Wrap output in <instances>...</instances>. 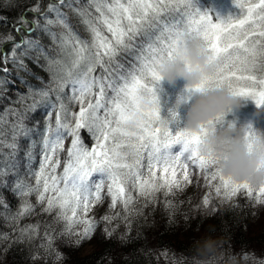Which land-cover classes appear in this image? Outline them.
I'll return each mask as SVG.
<instances>
[{"label": "snow or ice", "instance_id": "obj_1", "mask_svg": "<svg viewBox=\"0 0 264 264\" xmlns=\"http://www.w3.org/2000/svg\"><path fill=\"white\" fill-rule=\"evenodd\" d=\"M232 4L224 18L195 0H35L12 23L0 15V45H10L0 46V219L12 229L0 239L59 260L58 239L78 248L101 223L108 238L121 225L130 232L159 195L171 210L169 197L193 186L203 195L189 207L206 214L241 196L264 207V185L225 176L202 148L235 122L225 119L232 109L187 129L175 108L162 118L158 98L161 64L197 39L210 71L185 97L223 88L264 109V0ZM255 138L248 124L249 150ZM4 190L19 199L15 212ZM105 199L97 220L90 213ZM33 216L47 219L22 223Z\"/></svg>", "mask_w": 264, "mask_h": 264}, {"label": "trees", "instance_id": "obj_2", "mask_svg": "<svg viewBox=\"0 0 264 264\" xmlns=\"http://www.w3.org/2000/svg\"><path fill=\"white\" fill-rule=\"evenodd\" d=\"M195 2L198 7L202 5L205 7L210 0H195ZM34 3L35 0H11L12 6L4 7V0H0V15L7 16L12 23ZM230 4L234 7L232 1ZM214 5V3L210 5L211 8ZM226 9L227 7L224 8ZM234 10L237 11L235 7ZM227 14L226 11L225 17ZM8 31L7 26L0 25V39L6 37ZM0 46L10 47V45ZM256 108L252 100L241 99L239 110H232L225 119L234 120L238 124H250L255 131L259 129L264 132V128L257 126L253 119L249 120L247 116L248 113L255 114ZM179 126H184V121L181 119ZM85 138L88 139L87 136ZM202 195L203 192H198L194 186L188 187L183 193H177L174 198L169 197L176 205L171 210L165 207L163 195H159L160 202L154 206L155 210L149 207L144 210L143 216L135 217L130 232L126 233L121 225L108 238L104 233V224L101 223L95 236L78 248L70 247L66 241L58 239L54 251L61 254L59 260L54 254L48 255L44 249L37 251L35 246L30 247L27 244L0 239V264H177V261L182 260L183 257L191 256L194 243L204 236L223 238L225 248L236 254L254 252L257 257H264V207L255 204L249 206L251 202L241 196L239 207L225 204L215 214H206L203 210L190 208L188 204L191 200L194 206ZM4 196L10 203L11 211L15 212L20 204L19 199L7 190H4ZM32 199L34 200V197ZM108 204L109 200L105 199L102 205L94 207L90 215L99 220L107 212ZM38 219H47V217L33 216L24 219L22 223L32 224ZM11 231L4 220L0 219V232ZM42 232L43 229L41 234ZM122 237L126 238L122 240ZM39 243L38 239L35 245ZM86 246H89V249L86 250Z\"/></svg>", "mask_w": 264, "mask_h": 264}, {"label": "clouds", "instance_id": "obj_3", "mask_svg": "<svg viewBox=\"0 0 264 264\" xmlns=\"http://www.w3.org/2000/svg\"><path fill=\"white\" fill-rule=\"evenodd\" d=\"M209 71L207 57L197 39H191L182 45L159 68L161 81L174 85L177 79H183L185 86L197 83ZM184 105H187L184 127L197 129L202 122L228 108L239 110L241 100L226 89L216 88L191 99H187L184 94H177L174 108ZM246 126L247 124L229 122L210 131L202 148L217 158L219 169L225 176L252 186L264 185V132L256 130L253 147L249 150L245 139ZM224 244L221 237L204 236L194 243L191 256L183 257L177 264H264V257H257L254 252L236 254L225 248Z\"/></svg>", "mask_w": 264, "mask_h": 264}, {"label": "rangeland", "instance_id": "obj_4", "mask_svg": "<svg viewBox=\"0 0 264 264\" xmlns=\"http://www.w3.org/2000/svg\"><path fill=\"white\" fill-rule=\"evenodd\" d=\"M220 2H223V4H218ZM230 2H229V0H224V1L223 0H210V3H208L205 7L210 8L211 10L203 7L202 3H199L200 5H202L199 8L201 11L208 10L209 13L212 15L219 16V14H221V16H219V17L223 18L222 15L225 17V13H223L222 11L226 7H227L226 11L228 12L227 16L229 14L236 12L234 10V7H231L232 5L230 4ZM213 3L215 5L213 8H211L210 5H213ZM213 10H214V12H213ZM174 89L176 90V92H172V90H174ZM184 89H185V81L183 79H177V81L175 82L174 85H170L166 81L160 82V91L158 92V98L160 101V108H161L163 118L168 117V110L174 108V101L176 99L177 94H184ZM168 90H170L171 93L168 92ZM171 94L173 96H170ZM189 103H191V101H189ZM186 109H187V105H184L183 107L175 109L178 116H179V119H181L183 121H184V114L186 112ZM254 112H255V114H253V115L251 113L247 114V116L249 117V120L253 119V122L257 126L264 128V109L256 108V110ZM87 249H89V246H86V250Z\"/></svg>", "mask_w": 264, "mask_h": 264}]
</instances>
